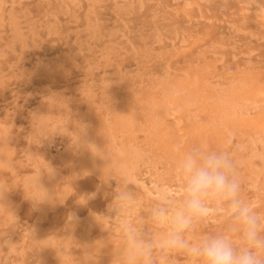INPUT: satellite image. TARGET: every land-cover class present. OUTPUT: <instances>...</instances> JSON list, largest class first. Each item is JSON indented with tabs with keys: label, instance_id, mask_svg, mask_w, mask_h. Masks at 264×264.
<instances>
[{
	"label": "rangeland",
	"instance_id": "1",
	"mask_svg": "<svg viewBox=\"0 0 264 264\" xmlns=\"http://www.w3.org/2000/svg\"><path fill=\"white\" fill-rule=\"evenodd\" d=\"M195 146L264 214V0H0V264H121Z\"/></svg>",
	"mask_w": 264,
	"mask_h": 264
},
{
	"label": "clouds",
	"instance_id": "2",
	"mask_svg": "<svg viewBox=\"0 0 264 264\" xmlns=\"http://www.w3.org/2000/svg\"><path fill=\"white\" fill-rule=\"evenodd\" d=\"M175 173L181 181V203L177 206L173 193L166 191L149 210V222L161 229L158 235L129 220L121 223V264H158L176 254L190 264H264V214L243 197L231 153L195 146L178 159ZM114 199L113 217H120L126 202H134L127 192ZM214 219L224 225L220 231L188 238L197 225Z\"/></svg>",
	"mask_w": 264,
	"mask_h": 264
},
{
	"label": "bare ground",
	"instance_id": "3",
	"mask_svg": "<svg viewBox=\"0 0 264 264\" xmlns=\"http://www.w3.org/2000/svg\"><path fill=\"white\" fill-rule=\"evenodd\" d=\"M257 10H258V9H257ZM257 10H256V12L259 13V11H257ZM260 12H262V11H260ZM156 232H157V231H156ZM159 232H160V231H159ZM157 234H158V233H157ZM119 240H120V239H119ZM120 241H121V240H120ZM103 244H104V243H103ZM98 245H99V244H98ZM105 247H106V246H105ZM103 249H105V248H103ZM103 249H102V250H103ZM108 250H109V249H108ZM107 254H108V253H107Z\"/></svg>",
	"mask_w": 264,
	"mask_h": 264
}]
</instances>
